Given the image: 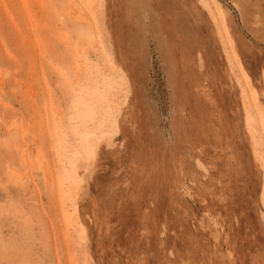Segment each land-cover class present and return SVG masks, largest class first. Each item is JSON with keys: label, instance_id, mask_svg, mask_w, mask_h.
I'll return each mask as SVG.
<instances>
[{"label": "rangeland", "instance_id": "rangeland-1", "mask_svg": "<svg viewBox=\"0 0 264 264\" xmlns=\"http://www.w3.org/2000/svg\"><path fill=\"white\" fill-rule=\"evenodd\" d=\"M202 1L0 0V264H264V0Z\"/></svg>", "mask_w": 264, "mask_h": 264}, {"label": "bare ground", "instance_id": "bare-ground-1", "mask_svg": "<svg viewBox=\"0 0 264 264\" xmlns=\"http://www.w3.org/2000/svg\"><path fill=\"white\" fill-rule=\"evenodd\" d=\"M198 2L203 6V1H202V0H198ZM128 3H129V2H128ZM130 5H131V4H130ZM204 10H205V9H204ZM206 11H207V10H206ZM114 113H115V112H114ZM93 140H94V139H91V140H90V143H92V142L95 141V140H94V141H93ZM95 146H96V143H95ZM14 178H15V177H14Z\"/></svg>", "mask_w": 264, "mask_h": 264}]
</instances>
